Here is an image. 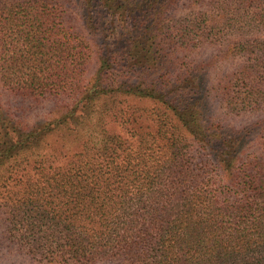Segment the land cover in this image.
Returning <instances> with one entry per match:
<instances>
[{
	"label": "trees",
	"instance_id": "trees-1",
	"mask_svg": "<svg viewBox=\"0 0 264 264\" xmlns=\"http://www.w3.org/2000/svg\"><path fill=\"white\" fill-rule=\"evenodd\" d=\"M0 238L264 264V0H0Z\"/></svg>",
	"mask_w": 264,
	"mask_h": 264
},
{
	"label": "rangeland",
	"instance_id": "rangeland-1",
	"mask_svg": "<svg viewBox=\"0 0 264 264\" xmlns=\"http://www.w3.org/2000/svg\"><path fill=\"white\" fill-rule=\"evenodd\" d=\"M95 69V63L92 62L89 66L88 75H92ZM47 107H49L47 105ZM48 109H42L34 113L30 120L43 119ZM0 264H46L33 259L24 251L19 250L17 247L9 245L5 240L0 238Z\"/></svg>",
	"mask_w": 264,
	"mask_h": 264
}]
</instances>
